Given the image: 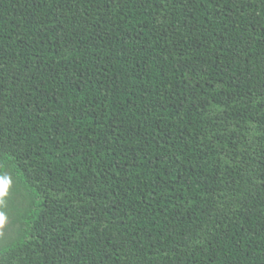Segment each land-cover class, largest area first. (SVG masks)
<instances>
[{
  "label": "trees",
  "instance_id": "obj_1",
  "mask_svg": "<svg viewBox=\"0 0 264 264\" xmlns=\"http://www.w3.org/2000/svg\"><path fill=\"white\" fill-rule=\"evenodd\" d=\"M0 264H264V0H0Z\"/></svg>",
  "mask_w": 264,
  "mask_h": 264
},
{
  "label": "rangeland",
  "instance_id": "obj_2",
  "mask_svg": "<svg viewBox=\"0 0 264 264\" xmlns=\"http://www.w3.org/2000/svg\"><path fill=\"white\" fill-rule=\"evenodd\" d=\"M5 179L10 183L14 182L10 175H7ZM8 194L13 197L14 204L17 205L18 210H23V208L26 207L28 202V194L24 189H21L18 192L8 191ZM17 209L14 208L12 210H8L0 217V244L13 237L16 233V230L20 226ZM0 211H4L2 207L0 208Z\"/></svg>",
  "mask_w": 264,
  "mask_h": 264
},
{
  "label": "snow or ice",
  "instance_id": "obj_3",
  "mask_svg": "<svg viewBox=\"0 0 264 264\" xmlns=\"http://www.w3.org/2000/svg\"><path fill=\"white\" fill-rule=\"evenodd\" d=\"M9 183L10 182L6 179H0V195H3L6 192ZM0 203H2V201H0Z\"/></svg>",
  "mask_w": 264,
  "mask_h": 264
}]
</instances>
